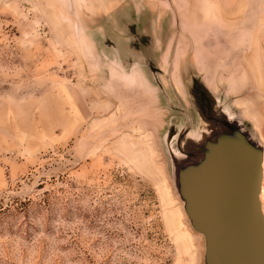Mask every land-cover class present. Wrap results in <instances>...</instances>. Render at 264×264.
Returning a JSON list of instances; mask_svg holds the SVG:
<instances>
[{
	"label": "rangeland",
	"instance_id": "obj_1",
	"mask_svg": "<svg viewBox=\"0 0 264 264\" xmlns=\"http://www.w3.org/2000/svg\"><path fill=\"white\" fill-rule=\"evenodd\" d=\"M190 72L264 145V0H0V264H203L165 150Z\"/></svg>",
	"mask_w": 264,
	"mask_h": 264
},
{
	"label": "water",
	"instance_id": "obj_2",
	"mask_svg": "<svg viewBox=\"0 0 264 264\" xmlns=\"http://www.w3.org/2000/svg\"><path fill=\"white\" fill-rule=\"evenodd\" d=\"M183 78L195 117L169 122L165 150L203 264H264V145L200 76Z\"/></svg>",
	"mask_w": 264,
	"mask_h": 264
},
{
	"label": "crops",
	"instance_id": "obj_3",
	"mask_svg": "<svg viewBox=\"0 0 264 264\" xmlns=\"http://www.w3.org/2000/svg\"><path fill=\"white\" fill-rule=\"evenodd\" d=\"M148 15H149V13H147V16ZM150 31H151L150 29L140 30V29L137 28V30L135 31V33H136L135 36L136 37H138V36L152 37V36H150V35H152V33Z\"/></svg>",
	"mask_w": 264,
	"mask_h": 264
},
{
	"label": "bare ground",
	"instance_id": "obj_4",
	"mask_svg": "<svg viewBox=\"0 0 264 264\" xmlns=\"http://www.w3.org/2000/svg\"><path fill=\"white\" fill-rule=\"evenodd\" d=\"M263 195H264V189H263Z\"/></svg>",
	"mask_w": 264,
	"mask_h": 264
}]
</instances>
